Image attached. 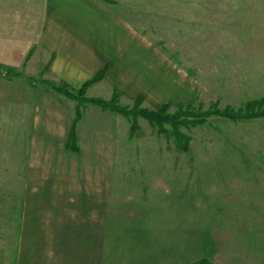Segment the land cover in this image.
<instances>
[{"label": "rangeland", "instance_id": "obj_1", "mask_svg": "<svg viewBox=\"0 0 264 264\" xmlns=\"http://www.w3.org/2000/svg\"><path fill=\"white\" fill-rule=\"evenodd\" d=\"M99 1L134 27L136 43H150L160 75L166 73L161 97H142L141 107L167 103L171 113L179 107L237 113L247 106L249 113L264 108V0ZM27 28L31 25L25 33ZM24 66L13 67L19 75L10 78L0 70L5 111L0 113V264L15 262L24 182L19 176L31 120L29 101L23 98L20 106L14 92L19 85L51 89L41 73L28 74ZM98 94L108 99L98 88L85 96ZM134 99L119 103L132 107ZM120 121L113 184L129 188L125 196L147 217L144 264H190L200 258L209 264H264V116L214 114L202 124L180 126L186 151L176 147L169 125L159 133L138 117L139 128L130 134L131 120L120 115ZM139 245L133 244L137 255ZM124 246L121 242L119 249Z\"/></svg>", "mask_w": 264, "mask_h": 264}, {"label": "crops", "instance_id": "obj_2", "mask_svg": "<svg viewBox=\"0 0 264 264\" xmlns=\"http://www.w3.org/2000/svg\"><path fill=\"white\" fill-rule=\"evenodd\" d=\"M134 34L123 15L99 0H0V64H25L26 73L75 89L106 66L86 95L98 88L108 99L113 92L121 99L161 97L166 73L160 75L150 43H136ZM19 86L15 98L20 106L27 98L31 120L14 264H144L147 217L125 196L129 188L113 184L120 115L86 105L73 152L65 143L77 102L52 89ZM121 242L126 246L119 249Z\"/></svg>", "mask_w": 264, "mask_h": 264}, {"label": "trees", "instance_id": "obj_3", "mask_svg": "<svg viewBox=\"0 0 264 264\" xmlns=\"http://www.w3.org/2000/svg\"><path fill=\"white\" fill-rule=\"evenodd\" d=\"M107 67L104 66L100 70H98L92 77L87 79L82 83V85L77 89L76 93L70 92L65 86H59L51 81H44L46 85H48L53 91L62 94L63 96L76 100V109H75V116L74 119L68 129L67 138L65 143V148L77 152V138H76V124L80 119L83 109L86 105H94L101 108L104 111H110L117 114H120L124 117H128L131 120L130 125V134H133L136 130H138V126L136 124V118L140 117L145 119L151 126L157 127V131L165 132L164 126L169 125L171 128L170 135L174 136V142L178 149L186 151L187 150V143L181 141L180 139L184 136L180 134L179 127L180 126H187L189 123L190 125L194 126L197 124H202L206 117L210 115H220L225 116L231 119H241L244 117H252V116H264V108L261 109L260 106L255 113L253 112L252 107H248L247 111L240 110L237 112H227V111H219L217 109H212L207 112H192L187 111L186 108L179 107L175 112H169V105L167 103L162 104L156 109H147L145 107H141L142 97L137 96L134 99V104L132 107L123 106L119 103L120 94L118 92H113L112 96L109 99H103L100 97H86L85 92L86 89L102 80L104 74L106 72ZM0 70L3 72L5 76L8 78L13 76H18L19 71L15 68L0 64ZM264 100L262 101V103ZM187 118H192L191 121ZM190 264H209L206 258H200Z\"/></svg>", "mask_w": 264, "mask_h": 264}]
</instances>
